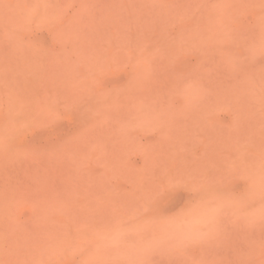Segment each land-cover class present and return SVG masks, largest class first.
Here are the masks:
<instances>
[{
    "label": "rangeland",
    "instance_id": "374dc122",
    "mask_svg": "<svg viewBox=\"0 0 264 264\" xmlns=\"http://www.w3.org/2000/svg\"><path fill=\"white\" fill-rule=\"evenodd\" d=\"M0 264H264V0H0Z\"/></svg>",
    "mask_w": 264,
    "mask_h": 264
},
{
    "label": "snow or ice",
    "instance_id": "6c2138e0",
    "mask_svg": "<svg viewBox=\"0 0 264 264\" xmlns=\"http://www.w3.org/2000/svg\"><path fill=\"white\" fill-rule=\"evenodd\" d=\"M175 187V185L169 186V185H162L160 188V191L158 193L160 202L166 201L169 199L172 195V188ZM159 211V209H157Z\"/></svg>",
    "mask_w": 264,
    "mask_h": 264
}]
</instances>
